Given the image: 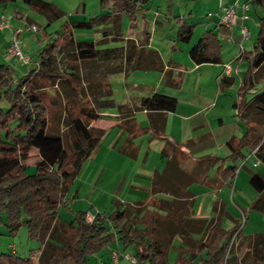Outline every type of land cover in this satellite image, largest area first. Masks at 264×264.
<instances>
[{
  "label": "trees",
  "instance_id": "1",
  "mask_svg": "<svg viewBox=\"0 0 264 264\" xmlns=\"http://www.w3.org/2000/svg\"><path fill=\"white\" fill-rule=\"evenodd\" d=\"M8 1L0 0V4ZM101 1L109 3L106 11L86 21L71 22V25L86 29L99 26L104 38L85 41L74 40L72 35L66 37L65 44L71 47L70 53L74 59L100 63L103 69L100 71L102 77L96 80L97 86L90 87L88 102L84 97L79 98L85 105L79 107L77 115L65 114L61 119L60 116L56 119L57 123L64 124L70 134L71 142L67 146L63 144L60 128L51 127L48 109L42 99L43 84L37 82L44 79L52 84L54 78H60L53 57L57 40L43 47L37 53V63L15 80L13 68L0 63V214H5L4 219L0 215V222L10 234L25 225L29 237L39 244L37 251H32L26 258L15 253L0 252V264H87L88 256L101 252L114 242L123 248L133 247L134 264H192L196 255H199L196 264H264V232L240 237L249 240V248L239 254L232 245L225 258L234 234L239 238L238 219L231 227L224 228L221 220L227 213L223 205L209 219L192 218L193 194L187 189L192 183L215 188L231 182L237 166H224V163L226 160L232 163L237 159L244 160L241 148L245 145L254 151V156L264 165V135L252 137L249 129L241 138L227 142L230 154L226 157L205 155L193 159L185 155L186 162H182L177 154L180 153L183 159L184 145L164 135L165 118L152 117L147 128L153 137L164 141L161 154L166 160L162 171H156L152 177L151 193H167L172 198L153 199L151 209L141 202L122 204L115 201L114 209L107 216L96 213L89 223L84 219L85 211L73 212L69 221L59 218V207H67L65 194L84 161L96 150L104 133L101 127L93 125L101 116L100 110L116 107L128 122L133 121L132 115L136 110L164 114L175 111L177 107L176 97L158 92L140 97L135 105L115 104L108 75L123 71L127 74L136 69H162L163 64L156 50L145 47L149 36L147 30L143 29L142 40L124 38L121 32V16L127 15L131 23L138 15L145 17L148 8L144 5L148 0ZM23 2L46 16L48 21L62 15V11L50 1ZM250 6L254 10L258 7L261 15L258 16V31L252 49L243 54L247 69L237 89L239 100L234 106L241 114L250 112L256 119V126L264 129V85L256 90L254 84L256 71L264 65V0H250ZM178 25L175 40L189 42L194 25L185 20ZM108 36L112 41L123 40V45L96 47V43L106 42ZM188 56L197 65L220 63L221 46L217 34L213 30L202 33L189 49ZM70 69L64 72L67 75L61 80L64 83L73 81V89L83 94L84 89L76 82L77 66L73 65ZM166 74V84H174L169 79V73ZM231 82L232 78L223 77L220 84L228 86ZM71 93L65 90L67 97ZM247 94L253 96L247 100ZM2 102L6 106H2ZM140 130L143 129L137 127V131ZM31 150L36 151L39 160L35 163V171L28 173L24 161ZM119 150L135 156V152L130 154L123 148ZM216 163L217 176L210 177L208 170ZM184 164H188L187 167L183 168ZM210 180L215 184L210 185ZM248 183L256 191L248 209L264 213V175L259 171H249ZM194 233L200 237L194 239ZM175 237L180 239V245L176 248L174 262L169 263L167 254Z\"/></svg>",
  "mask_w": 264,
  "mask_h": 264
},
{
  "label": "rangeland",
  "instance_id": "2",
  "mask_svg": "<svg viewBox=\"0 0 264 264\" xmlns=\"http://www.w3.org/2000/svg\"><path fill=\"white\" fill-rule=\"evenodd\" d=\"M47 1L52 2L62 11V15L59 18L48 21L46 16L36 9L28 6L23 2V0H9L5 4H0V14H3L6 17V22L9 25V28L0 29V63L9 64L13 68V78L15 80L16 78L22 76L29 67H33L35 63H37V53L43 47H45L48 43H52L57 40L53 57L55 60L54 65L57 71L56 73L61 74L59 76L60 78L59 80L54 78V82H52V84L49 83L48 80L44 79H39L37 82H42L43 84L41 89L43 92L42 99L48 109L51 127L56 126L57 128L58 126L60 128V132L66 143L67 140H71L70 134L62 122L57 123V117L60 116L61 119L65 114H70L71 116L77 115L79 107L85 105V103L82 102L83 100H80L79 98L84 97V99H86V103L88 102L90 99V87L94 88L97 86L96 80H99L102 77L100 71L103 70L100 63L84 62L74 59L72 56L73 54L70 53L71 47L65 44L70 35H72L74 40L85 41H97L104 38L101 30H99V26L93 27L92 29H86L73 27L71 22L86 21L90 17L104 12L108 9L109 3H102L101 0ZM213 2H215V0H148L146 5H144L148 8L145 10V17L138 15L135 21L131 23L127 15L123 14L121 16L120 26L122 33L126 36L129 31L140 33L139 31H143V29L147 30L149 34L151 33L154 36L153 46L158 48L156 50H158L160 54L166 58V60L168 59L166 55L170 49V45L173 42L178 43V45H181V50L177 51L176 60L184 66L190 63L188 55L184 50V45L187 43L177 42L174 38L179 25L177 24L174 29H171V26L167 23H175L177 15L182 16L180 21L185 20L188 24L195 26L194 29H196L192 35V41H195L197 40L200 32L199 25L203 23L204 19L207 17L206 13L210 11V14H214L213 9L215 4H213ZM171 9L173 11L172 14L170 13ZM256 10L258 14L256 13ZM249 13L250 18L244 21L251 32V36L244 42V46L247 50L252 48L256 39L258 30L257 20L258 16L261 15V11L258 7H256L255 10L253 7H250ZM164 17L166 18L165 20L162 19ZM160 23L162 24L161 26L159 25ZM154 24H157L155 31L153 30L154 28H152V25L154 26ZM29 25H34L37 31H31ZM16 28H21L18 45L23 55L26 59H28L27 64L17 60L6 52V46L11 39L12 30ZM6 37L8 38L7 40ZM106 40V42L96 43V47L111 48L123 45L124 43L123 40L112 41L109 36L106 37ZM4 42L7 43L3 45ZM73 65L77 66L76 75L78 76V80L76 82L79 87L84 89L83 94H79L75 89H73V81L64 83V81L61 80L65 78V75H67L64 72L71 71L72 69H70V67ZM232 67V74L235 76V82L230 86V89L232 91V95L235 96L238 79L241 72L245 70L246 64L241 63L238 74L234 68V64H232ZM158 75L159 72L158 74H149V72L144 73L142 70H133L127 74L123 71L108 75V82L112 92L111 97L116 105L125 102L129 99V96L142 91L144 87L143 85L149 84L152 80L155 81ZM177 75L178 74L174 77ZM184 75H186L185 82L182 84V77ZM180 79V89L175 88L174 85L168 86L163 82L160 86V91L157 92L174 96L180 101H184V94L194 89V76L189 71H184L180 74ZM254 81L256 85L255 89H260L261 86L258 85L264 83V65H261L256 71ZM164 87H166V89H163ZM65 90H70L72 92L71 95L67 97L65 95ZM164 91H167L168 93ZM226 99H229V95L226 96ZM1 105L6 106L5 102H2ZM228 109L229 111H221L224 120L222 124H219L217 119H215V123H213L212 126L214 135L212 134V140L205 144L210 145L212 149H214V153L218 152L222 155L228 151L227 147L224 149L223 146L222 150H224V152H222L218 149L213 140L231 132L232 130H245V125L241 120L242 118L235 115V110L231 106H229ZM213 113H215V110H213ZM208 118L209 117L207 116L206 120ZM261 134L264 135V131L258 132V135ZM105 142H107V140L104 138L103 144H105ZM154 143L156 144H152L153 146L150 145L151 151L147 159L144 158L145 151L143 154L141 152V155H139L137 159L127 156L128 158L124 163L115 156L105 155L101 158L97 155L95 158H92V154L84 161L70 187L67 194L68 206L73 210H80L83 206L86 207V210L93 213H96L97 210L99 213L107 216L114 209V202L119 201V196L122 198L124 196L123 191L122 193H119L118 197L113 192L119 183L124 186L128 185V183L132 180L142 182V178H136L134 170H136V172H141L143 167H148L150 164H153V162H158L157 159L153 157H155L154 153L159 154V142L155 141ZM202 146L203 145H196L194 147L196 150L192 149L193 154H202ZM212 149H210L209 152ZM242 151L245 155L249 152L247 148H242ZM37 158L38 156L35 151L31 150L28 158L24 161L28 163V173H33L35 171V162ZM255 159V157H250L247 160L245 167H240L242 162L241 159L237 161V173L232 180L229 193L228 189H226V208L230 214L236 217L239 221V228L237 229V232H239V238H236L233 244L239 254L249 248V240L242 239L240 237L253 235L257 232H264V213L248 209L249 203L256 195L255 190L248 183L249 171H259L262 175H264V165L261 163H258L255 167L252 165V162L256 161ZM102 167L104 168L101 170ZM142 171L146 172V170ZM142 173L143 172H141V174ZM123 176L125 177L123 178ZM91 204H93V206H91ZM65 208V206H62L59 210L61 218H67L69 215ZM0 215L2 219L5 218L4 213H1ZM228 221H231L230 218L224 217L223 224L227 225ZM38 245L37 241L29 237L28 230L25 225L20 226L16 233L10 234L3 222H0V252L10 254L13 247L15 248L14 250L17 255L22 258H26L32 251H37ZM133 251L134 250L130 249L128 252L133 254ZM109 258L110 253H108L106 249H103L97 254L88 256L87 264H106Z\"/></svg>",
  "mask_w": 264,
  "mask_h": 264
},
{
  "label": "crops",
  "instance_id": "3",
  "mask_svg": "<svg viewBox=\"0 0 264 264\" xmlns=\"http://www.w3.org/2000/svg\"><path fill=\"white\" fill-rule=\"evenodd\" d=\"M243 2H248L249 9H250L251 7L250 0H215V2H213V4H215V7L213 9L214 14H209L210 11H208L206 13L207 17L204 19V22L199 25L200 32L197 37V40L202 35V33H204L207 30H213L217 34V38L219 39L220 46H221V62L220 63H215V64L203 63V64L197 65V64H194L188 56L190 63L182 66V64L176 60V54H177V51L181 50V45H178V43H174V42L169 47L170 49L166 55L168 59L166 60V58L162 54H160L158 50H156L158 48L156 46H153L154 36L151 33L149 34L148 41L145 47L148 49H154L159 53L162 64H163V68L162 69H155V68L136 69V70H142L144 73L149 72V74H158L159 72V75L155 79V81L152 80V82H150L149 84L143 85L144 87L142 91L134 93L133 95L129 96L128 100L120 104H117V105H128V106L135 105L137 104L140 97L150 96L153 92L160 91L161 84L163 82L164 84H166V80L168 77L166 73H169V79L171 80L172 83H174L172 85H174L175 88L180 89V83H181L180 74L183 73L184 71L186 72L189 71L194 76V83H195L194 89L184 94L185 95L183 97L184 101L183 100L180 101L179 99H177V107L175 111L166 112L164 114H161L159 112L151 114L147 112L146 110H136L133 112V115H132L133 121L126 122V120L121 117L116 107H113L111 109L108 108V109L100 110L99 113L101 116L97 121L93 122V125H97L101 127L104 133L101 137V139L102 138L103 139L102 140L100 139L97 145V148L93 153L92 158L93 157L95 158L97 155L101 158L102 156L110 155V156L117 157L120 161L124 163L126 162V159L128 158L127 156H130V157L132 156L128 154H124V152L119 150L120 148H123L124 151L127 153L132 154L133 152H135V156H133L135 159H137L138 156L141 155V152L143 154V152L145 151L144 158L147 159L151 151L150 145L153 146L152 144H156L154 143L155 141L159 142L158 143L159 154L154 153L155 157H153V158H156L158 162H153V164H150L148 167H143L142 170H146V172L139 169L141 170V172H143L142 174L141 172H136V170H134V174L136 178L138 179L142 178L143 181L136 182L132 180L128 183V185H124V186L121 185V183H119L117 188L114 189L113 192L115 195H117V197L119 193H122L123 191V195H124L123 198L119 196V201L122 204L141 202L143 204H146L148 209H151L152 207L150 205V202L153 199L160 198L164 200H170L172 198V196L167 193H156V194L151 193L152 177L156 171L157 172L162 171V169L164 168L166 159L161 154V149L164 146V141L153 137L151 130L147 128L149 125L150 118L152 117L158 118V119L165 118L164 135L167 136L169 139H172L184 145V147L182 148L183 153H184V156L182 155L183 159L181 158L180 153L177 154V157L180 160H182V162L184 161L186 162L187 158H185V155H190V157H192L193 159H196L198 157L205 156V155H213V156H218L221 158L226 157L230 154V148L228 147V144H227V142L230 139L241 138L243 133L248 129L252 137L253 136L257 137V134L259 131L260 132L264 131V129L256 126L255 124L256 119H254L251 116L250 112L248 114L247 113L241 114L240 110L234 106V103L237 102V100H239V97L237 95V89L242 81L243 74L245 70L247 69V61L243 59V54L252 49L251 48L250 50H247L244 46V42L251 36V32L249 31L247 25L244 23L245 20H248L250 18L249 9L247 11V14L249 15L248 18L242 19L241 9L239 7L237 8L236 10L237 20L231 32H228L227 29H225L223 26L220 25L219 18L217 15V8L219 4L240 5ZM170 13L171 14L173 13L172 9ZM181 17L182 16L177 15V18L175 19V23L169 22L167 24L171 26L170 27L171 29H174L177 26V24H179ZM162 19L165 20L166 18L164 17ZM159 25L161 26L162 24L160 23ZM154 26L152 25V28H154L153 30L155 31L157 24L156 25L154 24ZM241 26H245L246 29L248 30V37L245 39L242 38ZM121 32H122V29H121ZM139 32L140 33L129 31L126 36H124L122 33V36L124 38H133L135 40H142L143 31L141 30ZM7 39L8 38L6 37V40ZM197 40L192 41V37H191L190 41L187 42L186 45H184L185 46L184 50L186 51L187 55H188L189 49L195 44ZM6 43L4 42L3 45H5ZM240 43L243 46L242 51H240L239 49ZM241 63H245L246 68L240 74V77L238 79V86L236 89V93H235V96H233L232 91L230 89V86L235 82V76H233L232 74L233 72L232 64H234V68L236 69V72L238 74ZM225 64L230 65V70L228 73L224 72ZM176 74L178 75L174 77ZM165 75H166V78H165ZM185 76L186 75L182 77L183 79L182 84H184L185 82ZM223 77L232 78L231 84L228 86H221L220 84L221 78ZM132 85L136 87L134 84ZM262 85H264V83L258 86L262 87ZM163 89H166V87H164ZM164 92L168 93L167 91H164ZM227 94L229 95L228 100L226 99V96H228ZM252 96L253 95L247 94L246 99L249 100ZM229 106H231L235 110V115L242 118L241 120L243 121L245 125V130L243 131L242 130H235V131L232 130L231 132L226 133L222 136H219L217 139L213 140V142H215V144L217 145L220 151L224 152V150H222V147L224 146V149L227 147L228 151L222 155L218 152L214 153V149H212L210 145H205V144L212 140V136L214 135L212 126H213V123H215L214 122L215 119H217V122L219 124H222L224 120H223V114L221 113V111H224V110L229 111L228 109ZM213 110H215V113H213ZM207 116L209 118L206 120ZM245 117H248V118H245ZM137 127L142 128L143 130L137 131ZM262 127H264V125H262ZM144 128H147V129H144ZM104 138L107 140L105 144H103ZM62 140L65 146L68 145L71 141V140H67L65 143L63 136H62ZM196 145H203L202 150H201L202 154H193L192 149H195L194 147ZM242 148H247L249 150L247 155H245V153L242 151ZM242 148H241V152L245 156V159L241 160L242 162L240 164V167H245L247 160L250 157H255V156H254L253 150L249 146L245 145ZM210 149L212 150L209 152ZM169 153L172 154V151H169ZM38 160H39V157L37 158L36 162ZM238 160L239 159L235 160L233 163L230 162V160H226L224 163V166L226 165L236 166ZM255 160L256 161L252 162V165L254 167L257 166V164L259 163L257 158ZM25 164L27 165L28 163L25 162ZM187 165L184 164L183 168L187 167ZM190 166L191 164H189V167ZM217 167H218V163L214 164L213 166L209 168L208 174L210 177L214 176L215 178L217 176V172H216ZM103 168L104 167H102L101 170ZM124 177L125 176H123V178ZM217 181L218 180L216 178L215 182ZM215 182H213L212 180L209 181L210 185L215 184ZM229 183L222 184L221 186H215V188H211L207 185H203L199 183L190 184L187 189L193 194V196L191 197V200H192L191 217L195 219H209L215 216L216 212H218L219 206L223 205V208L227 214L222 217L221 224L224 228L231 227L235 223L237 218L231 215L230 212L226 208L227 206L226 189H228V193H229L232 181ZM68 192L65 194V197H64V200H66V204H67V207L65 209L69 213L68 217L67 218L60 217L59 210L62 206H60L58 210L59 218L64 221L71 220L73 217V212L75 211H85V212L89 211V210H86V207H83V206L81 207L80 210H73L72 208H70L68 206V201H67ZM215 204H216V210H214ZM91 206H93V204H91ZM96 213H99V212L96 210ZM224 217H229L232 222L228 221L227 225L223 224ZM192 236L194 239H197L200 237V235L196 233L192 234ZM179 245H180V239L178 237H175L172 240V244H171L172 247L169 249L168 254H167V260L169 263L174 262L177 256L176 248ZM113 248L118 249L120 252H128L130 249L133 250V247L123 248L117 242L109 244L104 249H106L108 253H110L111 249ZM14 249L15 248L12 247L11 253L16 254V251ZM198 258H199V255H196V257H194L193 259L192 264H196L198 261ZM106 264H111L110 258L108 259V262H106ZM120 264H128V263L125 260L121 259Z\"/></svg>",
  "mask_w": 264,
  "mask_h": 264
},
{
  "label": "built area",
  "instance_id": "4",
  "mask_svg": "<svg viewBox=\"0 0 264 264\" xmlns=\"http://www.w3.org/2000/svg\"><path fill=\"white\" fill-rule=\"evenodd\" d=\"M241 9V18L246 19L248 18L247 11L249 9V3L248 2H243L240 5L232 4V5H225V4H219L217 8V15L219 18V23L221 26H223L225 29H227L229 32H231L233 26L236 24L237 20V14L236 10L237 8ZM210 14V13H209ZM9 28L8 23L6 22V17L3 14H0V29H5ZM29 28L31 31L36 32L37 29L34 25H29ZM21 33V28H16L12 30L11 33V39L9 40V43L6 46V52L16 58L19 61L24 62L25 64L28 63V59L23 55V53L20 50V47L18 45V38L19 34ZM241 34L242 38L245 39L248 37V30L246 29L245 26H241ZM239 49L240 51L243 50V46L240 43L239 44ZM230 70V65L225 64L224 65V72L228 73ZM254 152V151H253ZM96 213H93L91 211H86L84 215V219L86 222H91L95 218ZM236 234L232 237L229 246L226 251L225 258L227 256V253L230 249V247L234 244V240L236 239ZM110 259H111V264H120V260L123 259L125 260L128 264H134L135 263V258L134 256L129 253V252H120L118 249H111L110 251Z\"/></svg>",
  "mask_w": 264,
  "mask_h": 264
}]
</instances>
